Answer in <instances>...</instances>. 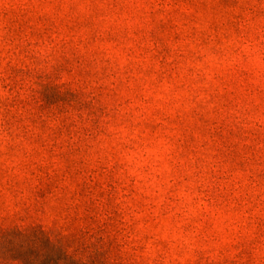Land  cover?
<instances>
[{"label":"clouds","instance_id":"1","mask_svg":"<svg viewBox=\"0 0 264 264\" xmlns=\"http://www.w3.org/2000/svg\"><path fill=\"white\" fill-rule=\"evenodd\" d=\"M30 227L82 264H264V0H0V234Z\"/></svg>","mask_w":264,"mask_h":264},{"label":"trees","instance_id":"2","mask_svg":"<svg viewBox=\"0 0 264 264\" xmlns=\"http://www.w3.org/2000/svg\"><path fill=\"white\" fill-rule=\"evenodd\" d=\"M0 251L18 254L24 264H82L67 252L61 239L39 227L0 234ZM89 264H104V261L89 257Z\"/></svg>","mask_w":264,"mask_h":264},{"label":"rangeland","instance_id":"3","mask_svg":"<svg viewBox=\"0 0 264 264\" xmlns=\"http://www.w3.org/2000/svg\"><path fill=\"white\" fill-rule=\"evenodd\" d=\"M73 99H74V96L70 93H65L61 95L55 86H47L45 89L46 102L54 103V102L62 101L64 103H68V102H71V100ZM52 236L59 238L58 236H55L53 234ZM90 257H98V258H101L103 261H105V253H104L102 246L101 247L94 246V251L91 253Z\"/></svg>","mask_w":264,"mask_h":264}]
</instances>
